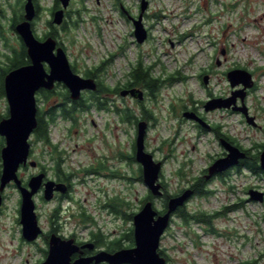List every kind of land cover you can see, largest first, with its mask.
<instances>
[{
  "label": "rangeland",
  "instance_id": "1",
  "mask_svg": "<svg viewBox=\"0 0 264 264\" xmlns=\"http://www.w3.org/2000/svg\"><path fill=\"white\" fill-rule=\"evenodd\" d=\"M149 2L144 23L150 35L144 43L137 42L134 26L124 14L126 10L137 17L141 0H120V3L118 0H72L67 10L70 13L66 14V28L57 26L58 37L71 66H76V73L85 76L87 68L102 66L97 80L112 88L122 86L139 61L147 66L156 64L154 73L166 84L155 95L140 88L148 93L142 102L153 116V124L145 136V149L162 162L160 182L167 193L174 195L193 183L209 161L211 164L225 153L214 131L200 132L193 125V119L182 120V106L196 107L205 121L210 120V126H217L222 134L242 147L254 153L262 150L259 145L264 143V0ZM17 3L18 0H0V9L6 13L4 32L13 45L18 44V33L11 30L8 20ZM38 3L42 9L35 18V34L44 37L51 30L48 21L52 19L50 8L54 0ZM76 21L74 26L72 22ZM0 52H5L2 38ZM235 68L253 75L255 85L248 89L244 103L250 114L257 116L261 128L250 125L233 110L217 108L207 112L203 107L209 93L210 98H224L240 88V85L232 87L227 78V72ZM206 75L210 86L199 80L198 76ZM104 101L107 109L92 108L78 113L75 122L58 118L50 126L52 143L60 147L58 152L65 153V168L76 175L71 179L73 200L47 202L41 194L35 196L44 232L50 231V218L59 208L57 220L65 236L75 234L80 240H86L92 232H100L106 242L121 237L134 226L133 219L126 214L137 213L149 194L139 172V162L121 157L132 153L137 125L123 121L116 112L117 108H130L139 119L140 101L113 92L107 93ZM198 101L202 103L197 104ZM237 101L242 106L240 98ZM7 109V99L0 93V115L7 113ZM31 140L35 159L43 145L36 141L35 135ZM100 161L108 166L107 170L99 174L83 171ZM101 163L99 167L104 169ZM33 172V168L22 169L19 175L22 178ZM252 187L264 190V173L254 174L242 168L224 178L212 179L208 187L213 191L210 195L190 199L187 210L193 214L210 216L234 204L240 208L213 219L211 225L196 221L185 224L175 214L160 244L170 256V264H264V202L249 199L247 191ZM3 195L0 264L44 261L46 241L42 237L35 242L22 238L19 189L8 185ZM153 202L158 211H163L160 197ZM115 203L120 204L122 212H115L112 207ZM87 217L92 220L85 221ZM212 228L217 232L212 233ZM129 242L123 239L122 244L127 246Z\"/></svg>",
  "mask_w": 264,
  "mask_h": 264
},
{
  "label": "water",
  "instance_id": "2",
  "mask_svg": "<svg viewBox=\"0 0 264 264\" xmlns=\"http://www.w3.org/2000/svg\"><path fill=\"white\" fill-rule=\"evenodd\" d=\"M61 7L54 11L52 23L62 25L65 13L71 0H58ZM149 0H141L140 14L132 17L134 24V35L138 43H143L148 38L143 17L148 9ZM25 20L16 26L17 33L22 37L31 64L24 65L9 72L5 77L6 97L10 105L9 117L0 121V135L5 138L6 144L1 149L3 168L0 175V209L3 203V191L13 183L21 194L20 223L22 225V237L27 242H34L44 233L40 225L36 211L35 195L39 193L44 185L43 197L46 201L54 198L55 191H66V185L56 183L53 180L44 181L45 174L32 175L28 185H23L19 176L21 166L27 165L31 154V135L38 126L36 93L41 88L53 89L56 82L64 83L70 90L71 98L77 100L82 92L96 91L98 82L96 78L85 77L76 73L70 64L64 47L58 46V41L53 36L39 39L33 29L31 22L37 15V9L33 0H26ZM48 63L50 71L47 72L44 63ZM227 78L232 87L242 85V88L229 98H211L205 104L206 111L217 108H233L245 113L247 122L259 127L254 116H250L245 104L236 107L232 106L236 97L242 99L248 89L254 86L253 75L244 69L235 68L227 72ZM208 81V75L204 78ZM129 93L143 98V91L140 89L122 90L123 96ZM184 117L198 121L204 127L207 123L198 117L194 112L185 111ZM148 123L141 120L137 124L136 137V160L143 168V182L146 184L151 195L161 197L164 195L163 186L160 182L162 162L156 161L153 155L145 149V136ZM228 154L216 159L208 168L209 174L206 178L223 173L236 166L241 159L246 158L245 151L231 144L226 139L221 140ZM35 165L34 161L30 162ZM260 166L264 170V150L260 153ZM194 191L191 188L185 189L181 194L171 196L168 200L167 209L160 213L154 206L152 200L146 201L141 209L133 216L134 243L132 247H123L114 252L101 250L92 256H82L72 261L73 254L81 252V248H93V243H86L82 246L75 243L74 239H63L53 233L50 236L49 251L44 261L38 264H167V260L159 252L161 238L170 226L171 219L175 212L183 207L192 197ZM249 199L264 202V191L258 189L249 190Z\"/></svg>",
  "mask_w": 264,
  "mask_h": 264
},
{
  "label": "flooded vegetation",
  "instance_id": "3",
  "mask_svg": "<svg viewBox=\"0 0 264 264\" xmlns=\"http://www.w3.org/2000/svg\"><path fill=\"white\" fill-rule=\"evenodd\" d=\"M22 1L23 0H18V3H17V5H16V7H17V9L15 10V12H14V14L12 15V17L11 18H9L10 20H8L9 21V23H10V28H11V30H14L16 33H17V31H16V26H17V24L18 23H20V22H22V21H24L25 20V10H24V6H25V3H26V0H25V2H24V5H23V13L20 15V13H21V11H22ZM34 1V4H38L39 6H40V8H42L41 7V5L38 3V1L39 0H33ZM56 5H53L51 8H50V13L52 14V9H54V11L55 10H57V9H59L60 7H61V5H60V2H59V5L56 7ZM68 10V9H67ZM67 10H66V13H65V19H66V14H68L69 13V11L67 12ZM54 11H53V13H54ZM146 13H147V11L144 13V17H145V15H146ZM125 14L127 15V17H128V19L132 22V24H133V20H132V17H135V16H133L132 14H130V12H128V11H125ZM140 14V13H139ZM38 16V14L36 15V17ZM139 16V15H138ZM137 16V17H138ZM6 17V13H5V11H3L2 9H0V38H2V40L4 41V47H5V52L4 53H1L0 52V79H3L2 81H1V88H0V93L1 94H3L4 96H5V98L7 99V97H6V89H5V77H6V75L9 73V72H11L12 70H14V69H16V68H19V67H22V66H24V65H28V64H31L32 63V61H31V59H30V57H29V55H28V50H27V47H26V45H25V47H26V53H27V58H26V62H22V60H21V55L23 54V45H22V37L18 34V37H17V41H18V44H15V45H13L12 43H10V41H9V38L7 37V35H5V32H6V29H5V27H4V25H3V18H5ZM35 17V18H36ZM144 17H143V22H144ZM64 19V20H65ZM17 20V22H16V24H15V21ZM14 24H15V26H14ZM35 24H36V20L34 19L32 22H31V25H32V29H33V31H34V33H35ZM144 25H145V23H144ZM62 26V25H61ZM133 26H134V24H133ZM145 27H146V25H145ZM146 29H148L147 27H146ZM4 30H5V32H4ZM149 31V30H148ZM36 35V34H35ZM150 35V34H149ZM22 40H21V39ZM57 39V41H58V46L60 47V46H62V47H64L65 48V46H63V43L61 42V41H59V37L58 38H56ZM41 40H43V39H41ZM23 43H24V41H23ZM25 44V43H24ZM65 50H66V48H65ZM2 60V61H1ZM15 61V63H13ZM11 67L8 71H7V68L8 67ZM44 67H45V69H46V71L47 72H49L50 71V66H49V64L48 63H44ZM7 71V72H6ZM6 72V73H5ZM199 77V80L201 81V82H204L205 83V80H204V78H205V76H198ZM210 81V80H209ZM207 83H208V81H207ZM206 83V84H207ZM208 85H209V83H208ZM254 85H255V83H254ZM210 86V85H209ZM239 86V85H238ZM254 87V86H253ZM242 88V85H240V88H238V90L237 91H239L240 89ZM132 89H140L139 87H133V88H128V89H126V90H132ZM145 89V88H144ZM124 90V89H123ZM140 90H142V89H140ZM147 90V89H146ZM122 91V90H121ZM121 91H120V93L119 94H121ZM143 91V98L141 99V98H139L138 97V95L136 96V95H133V94H131V93H129L128 95H126V96H130V97H132V98H135V99H138L139 101H140V104H141V106H142V108H144V110H146L147 111V109L145 108V106H144V103L142 102L143 101V99H145V98H147L148 97V93H147V91H144V90H142ZM237 91H235V92H237ZM95 92H97V90L96 91H89V90H86V91H83L82 92V95H81V97L79 98V99H77V100H74V99H72L71 98V94H70V90L68 89V87L64 84V83H61V82H56V84H55V87L53 88V89H46V88H41V89H39L38 91H37V93H36V106H37V120H38V126L36 127V129L34 130V132H33V134H32V136L33 135H35V137H36V141L38 142V143H41L42 145H43V147L41 148V151H39V153L38 154H35V159H33V153H34V151H33V142L31 141V143H32V148H31V154H30V157H29V161H28V163H27V165H24V166H21L20 167V170L19 171H21L22 169H28V168H33L34 169V172L32 173V174H30V175H28V176H26V177H22V181H23V185H25V186H27L28 185V181H29V179H30V177L32 176V175H37V174H41V173H44L45 174V179H44V181H48V180H53V181H55L56 183H63V184H65L66 185V191L63 193V192H61V191H55V193H54V198L51 200V201H56V200H60V199H71V200H73V197H72V193H73V183H72V181H71V179H72V177L74 176V175H76V173H70L69 172V169H67V168H65V161H66V159H65V157H64V152L63 151H60V152H58L59 151V149H60V147L57 145V144H55V143H52V141H51V137H50V143L49 144H47V145H45V143H44V141H43V139L41 138V137H39L38 136V129H39V123H40V118L41 117H43L42 115L44 114V112H45V120H48L49 119V115L51 114V112H53V111H57L58 112V118H60V119H62V120H66V121H70V122H72V120H68V119H64V117L62 116V112H63V110L64 109H67V108H70L72 105H73V102H76V101H78V100H83V101H85V100H87V98L89 97V100H88V102H89V107H87L86 108V110L85 111H82V112H88L89 110H91L92 108H97L95 105H94V99H93V97H94V93ZM235 92H233L232 93V96H233V94L235 93ZM248 94H249V90L247 91V94H246V96H248ZM122 95V94H121ZM123 96V95H122ZM246 96L244 97V99H242L241 98V96H238V97H236V99H235V102L233 103V105L232 106H236V107H239L238 106V98H240V102L242 103V105L243 104H245L244 102H245V98H246ZM123 97H125V96H123ZM229 97H231V96H228V97H224V98H229ZM213 98H219V97H213ZM221 98H223V97H221ZM211 98H210V93H209V95H208V98L206 99V101L204 102L203 101V103L202 102H200V101H198L197 102V104H199V103H202L203 104V107H204V109H205V104L207 103V101H209ZM7 104H8V109H7V113H5L4 115L2 114V115H0V121L2 120V119H4V118H7V117H9V111H10V105H9V102H8V99H7ZM246 105V104H245ZM144 106V107H143ZM248 108V107H247ZM98 109V108H97ZM226 109H230V110H233V111H235V112H237V113H239V114H241V116L243 117V119L245 120V121H247V118H246V115H245V113L243 112V111H241V110H234L233 108H226ZM181 110V114H182V116H183V119L182 120H184V115H183V113L185 112V111H187V110H190V111H193L198 117H200L201 119H205V117H204V115L203 114H201L200 112H198L197 111V109H196V107H194L193 109L192 108H188L186 105H184V106H182V108L180 109ZM206 110V109H205ZM81 112V113H82ZM142 112V116H141V118H139L138 119V122L139 121H141V120H144V121H146L147 123H148V127L151 125V124H153V116H149V118L145 115V114H143V112L144 111H141ZM148 112V111H147ZM208 112V111H207ZM248 113H249V115L250 116H254L255 117V119H257V116L256 115H253V114H250V110L248 109ZM57 118V119H58ZM57 121V120H56ZM205 121V120H204ZM206 123H207V127H204L203 125H201L198 121H196V120H194L193 119V125L196 127V128H198V130L200 131V132H207V133H209L210 134V131H214V133L217 135V137L220 139V143H221V140L222 139H226L227 141H229L231 144H233V145H235V146H237L238 148H240L241 150H243V151H245V153H246V156L248 157V156H250V157H252V156H254L255 154H257L258 153V151L257 152H252V149H246V148H244V147H242L237 141H235L234 139H232L231 137H229L227 134H222L221 133V131H220V129H218V127L217 126H210V120H206L205 121ZM57 123V122H56ZM52 124H55V123H52ZM138 124V123H137ZM136 124V125H137ZM220 127V126H219ZM259 128H261V126H259ZM0 143H1V149H2V147L6 144V141H5V138L2 136V135H0ZM222 145V144H221ZM264 145V143L263 144H260L259 146H260V149H262L261 150V152L264 150V147L262 148V146ZM133 149H132V153L131 154H129V155H126V154H121L122 156V159H125V160H129V161H131V162H134L135 160H136V141H135V143L133 144ZM53 150H57V152L59 153L57 156H56V158H54L55 157V154H54V157H53V154H52V151ZM260 152V153H261ZM228 154V151L226 150V148H225V153L222 155V156H220V157H218V158H221V157H224V156H226ZM259 157H260V154H259ZM0 158H1V162H0V175H1V172H2V168H3V161H2V157H1V150H0ZM218 158H216V159H218ZM215 159V160H216ZM214 160V161H215ZM242 160V159H241ZM241 160H240V162L236 165V166H234V167H231L230 169H228L227 171H225V172H223V173H218V174H216V175H213L212 176V178H209V179H207L206 178V175H208L209 174V170H208V168L210 167V165L214 162H212L211 164H210V161H209V164H208V166H206L205 168H203L202 169V172H201V174H200V176L199 177H197L195 180H194V182L193 183H191V184H189V185H186L184 188H182L181 190H180V192H178L177 194H174V195H178V194H181L185 189H188V188H191L193 191H194V194L192 195V197L190 198V199H192L193 197H195V196H199L198 194H197V190H198V188H199V186L197 185V182H199V183H202V187H206V188H208L209 187V185H210V181L212 180V179H216V178H224L226 175H228L231 171H234V170H238V167H239V165H240V163H241ZM31 161H34L35 162V165L34 166H31L30 165V162ZM137 161V160H136ZM49 162V163H48ZM102 162V163H101ZM99 163H101V164H103L104 165V169H101L100 167H99ZM139 172H140V175L142 174V176H143V168H142V165L139 163ZM108 169V166L103 162V161H100V162H98V164H96V165H93V166H88V168L87 169H83V171H86L87 173H97V174H99L102 170H107ZM143 179V178H142ZM162 184V183H161ZM162 186H163V190H164V185L162 184ZM232 187H230V189H231ZM209 189V188H208ZM250 189H258V190H260L259 188H257V187H252V188H250ZM249 189V190H250ZM249 190L247 191L248 192V195H249ZM165 191V190H164ZM211 191V190H210ZM262 191H264V190H262ZM148 192H149V194L151 195V193H150V191L148 190ZM37 194H41V197H42V200H44V201H46L45 199H44V197H43V194H44V185L42 186V188L40 189V191H39V193H37ZM36 194V195H37ZM165 194H167L166 193V191L164 192V195L163 196H161L160 198L162 199V201H163V205H164V209H163V211H159L160 213H164L165 211H166V209H167V204H168V200H169V198L171 197L170 195H165ZM35 195V196H36ZM152 196V195H151ZM173 196V195H172ZM153 198L152 199H148V200H152V201H154V198H156V197H154V196H152ZM145 199V198H144ZM143 199V200H144ZM189 199V200H190ZM148 200H146V201H148ZM189 200L186 202V204L184 205L185 206V209H187V204H188V202H189ZM145 201V202H146ZM48 202V201H47ZM145 202H142V206H143V204L145 203ZM236 205H238L239 206V204H234V205H232V206H236ZM180 208H183V207H180ZM179 208V209H180ZM238 208H240V206L238 207ZM237 208V209H238ZM178 209V210H179ZM177 210V211H178ZM234 210H236V209H234ZM177 211L175 212V214H178V216H180V213H179V211H178V213H177ZM230 211H233V210H230ZM223 212H225V211H223ZM222 211H219V212H215V213H213V214H211L210 215V223L211 224H213V219H215V218H218V217H220L221 215H223L222 213H223ZM51 219V229H50V231L49 232H45L44 234H42L41 235V237L46 241V243H47V245H48V249H44V252L46 253V257H47V255H48V251H49V246H50V242H49V239H50V236L53 234V233H55V234H57L58 236H60L61 238H63V239H74V241H75V243L76 244H78V245H80V246H82V245H84V244H86V243H88V242H90V243H93L94 244V247L93 248H90V247H82L81 248V252H77V253H75V254H73V256H72V261H74V260H76V259H78L79 257H82V256H92V255H95L96 253H98L99 251H101V250H106V251H110V252H114V251H116V250H118V249H115V250H109V248H107L106 247V244L105 245H100V240L97 238V239H94V236H92L91 235V238L90 239H86V240H80L75 234H72V235H70V236H65L64 234H62L61 233V225H60V222L59 221H57L54 217H51L50 218ZM210 224V225H211ZM133 229H134V227H133ZM214 229V228H213ZM96 234H100L101 236H102V240H101V242H106V240H105V236L104 235H102L100 232H98V233H96ZM134 234V233H133ZM45 237H47V238H45ZM117 238V237H116ZM115 238H112L111 240H109V241H112V240H114ZM108 242V241H107ZM134 245H135V243H134ZM133 245V246H134ZM123 247H127V246H123ZM123 247H121V248H123ZM130 247H132V246H130ZM120 249V248H119ZM163 253H164V257L166 258V260H167V264H170L171 263V258H170V256H168L167 254H166V251L165 250H163ZM100 264H109V263H107V262H103V263H100Z\"/></svg>",
  "mask_w": 264,
  "mask_h": 264
},
{
  "label": "trees",
  "instance_id": "4",
  "mask_svg": "<svg viewBox=\"0 0 264 264\" xmlns=\"http://www.w3.org/2000/svg\"><path fill=\"white\" fill-rule=\"evenodd\" d=\"M36 1V0H35ZM25 2V0H24ZM118 2L120 3V0H118ZM54 5H56V7L59 5V1L58 0H54ZM36 9H37V14H39V11H41L42 8H40V6L37 4H35ZM55 7V8H56ZM54 9H52V13H53ZM23 13V7H22V11L20 13V15ZM70 13V12H69ZM125 14V13H124ZM17 20L15 21L16 24ZM14 24V26H15ZM66 24H68V21L65 19L62 27L66 28ZM72 24L74 26L77 25V21L76 22H72ZM48 25L51 27V30L44 36V37H39L40 39H45L48 36H53L54 38H58V28L57 26L53 25V23L51 21H48ZM21 39V38H20ZM22 40V39H21ZM22 45H23V54L21 55V60L22 62H26V58H27V53H26V47L25 44L23 43L22 40ZM15 63V61L13 62ZM156 64L154 65H144V63L142 61H139L136 65H134L128 76H127V81L124 82V84L122 86H117L112 88L110 85L105 84L103 81L97 80L98 82V90L97 92L94 93V105L98 108V109H107L108 107L106 106V102L104 101V96H106L107 93L113 92V93H120L121 90L123 89H128V88H133V87H139V88H145L148 89L149 92L152 95L157 94L158 91L161 90V88L163 87V85H165L166 83L160 78L157 77V75H155L154 73V67ZM11 67L9 66L7 71L10 69ZM73 70L76 71V66H72ZM6 71V72H7ZM103 71V67L102 66H94L91 68H87L85 71V76L86 77H93V78H98V76H100V72ZM5 72V73H6ZM170 80V79H169ZM183 80V79H182ZM89 97L87 98V100L83 101V100H78L76 102H73V105L70 108L64 109L63 110V114L62 116L64 117V119H68V120H72V121H77L78 117L77 114L81 113L82 111H85L87 107H89ZM144 107V106H143ZM143 114H145L148 118L150 115V111H146L144 110V108H142ZM116 112L121 114V119L124 121H133L135 124L138 123V116L132 112V110L130 108H117ZM45 114V112H44ZM42 115L43 117L40 118V123H39V129H38V136L41 137L45 143V145L50 143V126L52 125V123H56L57 118H58V112L57 111H53L51 112V114L49 115V119L45 120V115ZM264 147V145L262 146V148ZM53 157L55 154V157L59 154L57 152V150H53L52 151ZM259 154L260 152H258L257 154H255L254 156L250 157V156H246V158L241 160V163L238 167V170H241L242 168H246L248 169L250 172L254 173V174H262L264 173V170L261 168L260 166V162H259ZM57 159V158H56ZM142 174H141V178H142ZM197 185L199 186L198 190H197V194L199 196H207L210 195L211 193H213V191H210L208 188L206 187H202V183L197 182ZM167 193V192H166ZM165 195H170L169 193L165 194ZM172 196V195H170ZM153 197L148 194L147 197L142 200V202H145L148 199H152ZM120 204L115 203L112 205L113 209L115 210V212H122L121 208H119ZM239 206H230L228 207L225 212H223L222 214H226L227 211L230 210H234L237 209ZM180 213V217L182 218L183 222H185V224H189L191 221H196L199 223H206V224H211L210 223V216L205 214V213H198V214H193L190 213L187 209H185V206H183V208H180L179 210ZM177 211V213H178ZM58 213H59V208H56L54 211V218L57 220L58 217ZM134 213L131 214H126L127 217L132 218L134 216ZM92 219L90 217H87L85 219V221H91ZM59 221V220H57ZM210 231L212 233H216L217 230L216 229H210ZM134 229L131 228L129 232H126L123 234V236L121 237H117L112 241H108V242H101L102 240V236L100 234H96L94 232H92V236H94V239H99L100 240V245H105L106 247L109 248V250H115V249H119L121 247H123L122 241L123 239H128L130 242L127 245V247L133 246L134 245ZM47 238V237H45ZM161 255H164L163 250L160 249L159 250Z\"/></svg>",
  "mask_w": 264,
  "mask_h": 264
}]
</instances>
